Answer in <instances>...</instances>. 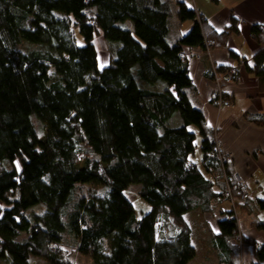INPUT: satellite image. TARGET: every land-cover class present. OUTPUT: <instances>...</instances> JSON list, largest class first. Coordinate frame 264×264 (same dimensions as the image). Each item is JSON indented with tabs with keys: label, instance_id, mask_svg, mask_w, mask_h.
<instances>
[{
	"label": "trees",
	"instance_id": "16d2710c",
	"mask_svg": "<svg viewBox=\"0 0 264 264\" xmlns=\"http://www.w3.org/2000/svg\"><path fill=\"white\" fill-rule=\"evenodd\" d=\"M174 15L171 0H0V264H69L71 247L94 264H190L184 217L196 210L216 218L217 264H240L238 213L264 214V198L253 206L233 189V208L224 196L232 162L193 106L180 56L204 51L206 24L180 3L178 21L193 27L173 43ZM251 35L260 48L249 71L264 92V26ZM131 186L151 208L141 219Z\"/></svg>",
	"mask_w": 264,
	"mask_h": 264
},
{
	"label": "crops",
	"instance_id": "0c3cea01",
	"mask_svg": "<svg viewBox=\"0 0 264 264\" xmlns=\"http://www.w3.org/2000/svg\"><path fill=\"white\" fill-rule=\"evenodd\" d=\"M174 18L170 26V40L186 35L193 22L180 23L176 17L178 5L184 4L197 14L198 22H204L205 42L215 41L209 54L200 48L192 52L201 60L188 61L189 77L196 89L193 106L201 110L207 126L215 133L217 143L231 158V167L247 185L252 205L264 198V125L255 124L251 118L264 117V92L259 80L249 71L259 45L251 35L253 26H264V0H171ZM236 31H228L232 20ZM234 55L235 57H233ZM220 68L237 71V82L224 87L230 107H217L211 103L214 89L213 74ZM202 159V156H201ZM201 159L195 164L201 166ZM240 217V218H239ZM242 218V220H241ZM239 238L237 249L240 264H254L256 246H264V214L254 209L251 214L238 213ZM214 233L218 232L217 224Z\"/></svg>",
	"mask_w": 264,
	"mask_h": 264
},
{
	"label": "rangeland",
	"instance_id": "374dc122",
	"mask_svg": "<svg viewBox=\"0 0 264 264\" xmlns=\"http://www.w3.org/2000/svg\"><path fill=\"white\" fill-rule=\"evenodd\" d=\"M78 43L83 45V42L80 39H78ZM95 46L99 51L100 62L105 65L108 59L107 44L103 39L98 38L95 41ZM194 55L197 54L194 53ZM192 131L195 132V129H192ZM200 141L201 138L196 133V149L194 156L191 159L194 163L199 162L201 159ZM139 189V186H131L126 193V196L131 201L137 218L141 219L144 215L150 212L151 208L141 197L138 196ZM84 193H88L89 195L90 193L103 195L104 189L97 186H87ZM184 221L192 232V244L195 246L197 252L195 259L190 264H217L216 257L212 256L208 247V244L210 243V234L212 232L214 233L213 228H216V218L212 215H204L199 210H196L187 214L184 217ZM240 224L241 222L239 225ZM70 250V255L64 254L69 264H94L91 258L79 255L75 248L71 247ZM32 259L33 258L30 259V262H32ZM34 261L36 264H45L40 260L34 259Z\"/></svg>",
	"mask_w": 264,
	"mask_h": 264
},
{
	"label": "built area",
	"instance_id": "2783aa9c",
	"mask_svg": "<svg viewBox=\"0 0 264 264\" xmlns=\"http://www.w3.org/2000/svg\"><path fill=\"white\" fill-rule=\"evenodd\" d=\"M215 43L213 41L210 42H205L204 45V53L209 54L211 51L212 47H214ZM181 58H187V59H197L201 60V55H194V53H182ZM238 80V74L237 71L233 68L223 70L222 72H214L213 74V85L214 89L211 95V103L214 106L217 107H230L231 102L227 101L225 98V92H224V87L230 84H233L237 82ZM218 154L220 155L221 160L223 163L231 162L230 156L223 150L221 146L217 147ZM227 177V176H225ZM235 178V186L234 188L231 187L230 183H228L227 180V187L224 192L225 198H227L230 201L231 206L234 208L235 203L233 200V189L237 191L238 197L240 198V201H248L251 199V194L248 188V185L241 179L239 176H234ZM260 246H256L255 249L256 251L260 250Z\"/></svg>",
	"mask_w": 264,
	"mask_h": 264
},
{
	"label": "bare ground",
	"instance_id": "6f19581e",
	"mask_svg": "<svg viewBox=\"0 0 264 264\" xmlns=\"http://www.w3.org/2000/svg\"><path fill=\"white\" fill-rule=\"evenodd\" d=\"M204 52V51H203ZM200 55V54H199ZM192 59H194V58H192ZM190 60V59H189Z\"/></svg>",
	"mask_w": 264,
	"mask_h": 264
}]
</instances>
